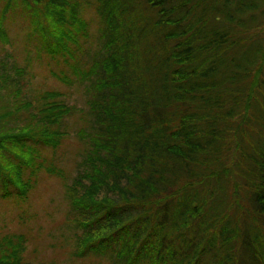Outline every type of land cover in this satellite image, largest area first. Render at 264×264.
<instances>
[{
    "label": "trees",
    "instance_id": "1",
    "mask_svg": "<svg viewBox=\"0 0 264 264\" xmlns=\"http://www.w3.org/2000/svg\"><path fill=\"white\" fill-rule=\"evenodd\" d=\"M0 6V197L25 201L40 173L67 177L54 158L74 134L77 256L264 264V0ZM36 63L82 90L85 108L32 90ZM27 235L0 233V264H30Z\"/></svg>",
    "mask_w": 264,
    "mask_h": 264
},
{
    "label": "rangeland",
    "instance_id": "2",
    "mask_svg": "<svg viewBox=\"0 0 264 264\" xmlns=\"http://www.w3.org/2000/svg\"><path fill=\"white\" fill-rule=\"evenodd\" d=\"M1 8V6H0ZM2 20L9 38L15 42L19 59L24 57L21 44L23 31L21 23L10 18ZM18 19V18H17ZM36 72L30 81L32 90L55 88L63 92L66 103L84 107L82 90L67 87L49 75L47 66L36 63ZM76 118H69V122ZM81 142L76 135H69L63 146L55 152L54 162L63 169L67 177L40 173L35 188L25 201L20 203L0 197V233L26 232L25 255L30 264H96L101 257L94 255L77 256L74 243L78 227L71 225V213L66 199V184L76 173V162L80 160ZM54 157L51 149L43 152ZM53 155V156H52ZM23 212H26L24 215ZM101 262V261H100ZM106 264V260L102 261Z\"/></svg>",
    "mask_w": 264,
    "mask_h": 264
}]
</instances>
